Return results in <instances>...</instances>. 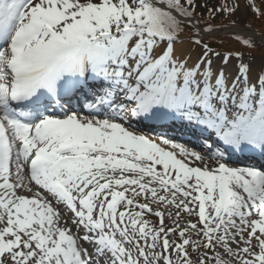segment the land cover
Instances as JSON below:
<instances>
[{"label": "snow or ice", "instance_id": "1", "mask_svg": "<svg viewBox=\"0 0 264 264\" xmlns=\"http://www.w3.org/2000/svg\"><path fill=\"white\" fill-rule=\"evenodd\" d=\"M240 8L0 0V264H264V33L208 22Z\"/></svg>", "mask_w": 264, "mask_h": 264}, {"label": "rangeland", "instance_id": "2", "mask_svg": "<svg viewBox=\"0 0 264 264\" xmlns=\"http://www.w3.org/2000/svg\"><path fill=\"white\" fill-rule=\"evenodd\" d=\"M260 1L261 2L263 1V3H264V0H256V2H260ZM198 2L203 3L204 0H198ZM261 2L259 3V5H260V7L262 9H264L263 3H261ZM207 3H208V6L218 5L220 3V0H207ZM240 4H241V8H240V10L237 13H235V15L225 18L223 16V14H219L213 19V21L224 20L227 25H230L228 27H231V22L233 20H235L236 21V26L241 31H243V32L249 31L250 27H248L247 23H248L249 20L253 21L255 18H254V15L252 14V12L247 7H245L244 0H242V2ZM197 11L200 14V16H203L207 10H206V8H199ZM222 28H224V27H222ZM222 35H225V34L222 33V34H219L218 36H222ZM252 56L255 57L254 67H256L259 64L260 60H261L262 53L259 52V54L252 55ZM235 63H236V61L233 60L231 62V64L229 66H227V68L232 70V71H230L231 74H234V72H235V69H234ZM227 68H226V71H227ZM170 135L178 136L179 133L178 132H173V133H170Z\"/></svg>", "mask_w": 264, "mask_h": 264}, {"label": "trees", "instance_id": "3", "mask_svg": "<svg viewBox=\"0 0 264 264\" xmlns=\"http://www.w3.org/2000/svg\"><path fill=\"white\" fill-rule=\"evenodd\" d=\"M260 2H256L258 7H260V5H259ZM261 3H263V1ZM263 6H264V3H263ZM262 10H264V9H262ZM207 17H208V13L206 11L205 14L203 16H201V18L204 20H207ZM229 17H231V16H229ZM254 18L255 19L253 21L249 20L248 23L246 22L248 24V27H250L253 30V32L257 33L258 35L261 33H264V18L257 19L255 16H254ZM208 22L217 26V27H228V26H230V25H227L224 20L213 21V19H212ZM233 34L228 33L226 35L217 36L211 42L213 47H215L216 50L220 51L222 54L225 52H230V51L234 52L236 50L241 49V45L239 43H237L234 39L231 38L233 36ZM259 52L260 51H253L252 55H257V54H259Z\"/></svg>", "mask_w": 264, "mask_h": 264}, {"label": "water", "instance_id": "4", "mask_svg": "<svg viewBox=\"0 0 264 264\" xmlns=\"http://www.w3.org/2000/svg\"><path fill=\"white\" fill-rule=\"evenodd\" d=\"M237 27V26H236ZM231 29H233L232 27H224L223 28V31L220 33V34H227V33H240V32H237V31H235V30H231ZM250 29V31H252L253 32V30L251 29V28H249ZM258 35V34H257Z\"/></svg>", "mask_w": 264, "mask_h": 264}, {"label": "bare ground", "instance_id": "5", "mask_svg": "<svg viewBox=\"0 0 264 264\" xmlns=\"http://www.w3.org/2000/svg\"><path fill=\"white\" fill-rule=\"evenodd\" d=\"M239 2L241 3L242 2V0H239ZM231 30H235V31H237V32H240V33H242L243 31H241L238 27H235V28H233V29H231ZM230 71H232L231 69H229V68H227V72L228 73H230ZM159 131V130H158Z\"/></svg>", "mask_w": 264, "mask_h": 264}]
</instances>
